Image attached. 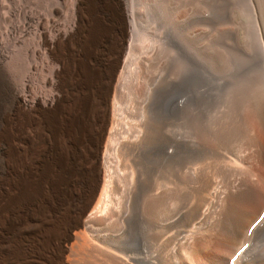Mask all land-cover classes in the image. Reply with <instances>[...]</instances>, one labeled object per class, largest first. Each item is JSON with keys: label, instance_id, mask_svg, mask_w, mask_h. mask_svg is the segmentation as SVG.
Instances as JSON below:
<instances>
[{"label": "bare ground", "instance_id": "1", "mask_svg": "<svg viewBox=\"0 0 264 264\" xmlns=\"http://www.w3.org/2000/svg\"><path fill=\"white\" fill-rule=\"evenodd\" d=\"M64 1L0 0V264H264V0L249 77L181 129L124 111L128 0Z\"/></svg>", "mask_w": 264, "mask_h": 264}, {"label": "rangeland", "instance_id": "2", "mask_svg": "<svg viewBox=\"0 0 264 264\" xmlns=\"http://www.w3.org/2000/svg\"><path fill=\"white\" fill-rule=\"evenodd\" d=\"M49 1L45 0L46 4ZM261 1L128 0L132 46L138 58L135 61L151 64L141 78L125 81L124 111L138 112L147 104L166 126L181 129L186 113H207L221 108L222 101L229 100L250 75L247 63L256 58L254 10L262 7ZM73 3L74 0L64 1V10L57 21L72 19ZM35 40L31 38L29 43L36 44ZM42 59L45 61V56ZM12 60L9 67L19 75L17 59ZM45 76L46 73L40 72L36 77L32 86L34 95L50 93ZM148 90L150 97L146 94ZM154 153V144H150L142 156L152 159ZM262 238L258 236L256 241Z\"/></svg>", "mask_w": 264, "mask_h": 264}, {"label": "snow or ice", "instance_id": "3", "mask_svg": "<svg viewBox=\"0 0 264 264\" xmlns=\"http://www.w3.org/2000/svg\"><path fill=\"white\" fill-rule=\"evenodd\" d=\"M261 219H264V216H262Z\"/></svg>", "mask_w": 264, "mask_h": 264}]
</instances>
